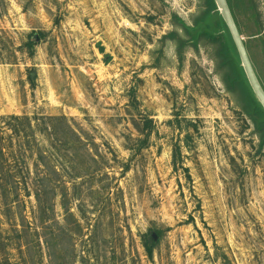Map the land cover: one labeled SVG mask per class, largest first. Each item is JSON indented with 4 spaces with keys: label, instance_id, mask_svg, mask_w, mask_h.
Wrapping results in <instances>:
<instances>
[{
    "label": "rangeland",
    "instance_id": "374dc122",
    "mask_svg": "<svg viewBox=\"0 0 264 264\" xmlns=\"http://www.w3.org/2000/svg\"><path fill=\"white\" fill-rule=\"evenodd\" d=\"M229 1L264 85V0ZM205 10L204 0H0L3 133L12 116L34 129L66 118L82 140L63 124L52 139H13L33 157L20 171L5 163L18 186L6 197L0 186V264H264V144L226 89L217 46L185 31ZM40 151L48 167L37 174ZM43 169L60 185L38 201ZM150 231L161 236L153 258Z\"/></svg>",
    "mask_w": 264,
    "mask_h": 264
},
{
    "label": "trees",
    "instance_id": "16d2710c",
    "mask_svg": "<svg viewBox=\"0 0 264 264\" xmlns=\"http://www.w3.org/2000/svg\"><path fill=\"white\" fill-rule=\"evenodd\" d=\"M204 1H205L206 10L199 18L195 20L194 23L195 28L189 29L186 27L185 31L187 35L191 36L192 38L191 41L193 42L205 40L217 46L216 57H217L219 69L224 71L223 82L226 86V89L231 93H236L237 95H239V97L242 100L244 114L254 122L257 132H259L262 143L264 144V108L252 90V87L249 83V80L242 66L240 55L234 43L231 32L227 24L225 23L215 0H204ZM227 2L229 4L230 10L234 17L238 30L241 34V30L237 18L235 16L233 7L231 6L229 0H227ZM213 22L215 23V26L212 25ZM170 37H172L177 41L179 51L181 53V50L184 48V46L187 43L181 41V39L177 36V34L176 35L172 34L170 35ZM25 46L30 49V55L33 56L35 43L29 41ZM261 85L264 88V85L262 83ZM8 122L10 123V125H12V123L13 124L15 123L13 126H11V128H8L10 134L5 135L3 133L5 131L4 128L0 127V173H1L0 186L2 189L3 197L7 196L8 191L10 189V185L12 183L15 186H18L17 175H13L12 173H10L6 169V165L14 164V168L20 171L22 168H24L21 164L24 163L25 165H27V160L30 157H33L32 155L30 156L27 155L25 150V145L23 143L19 144L18 149L17 147H13V139L25 138L27 134H31L35 136V133L37 131H39L42 135L48 137V139L49 138L52 139V137H56L57 135H59L60 130L58 128V124H63L64 132H66L69 135L71 134L74 138H76V141L82 143V140L80 139V137H78L77 133L69 126L66 118H52V117L47 118L43 120L41 124H38L37 129H34V127H32V121L28 117L22 118L18 116H12L8 118ZM152 123H153L152 120H147L146 129L143 130L139 129V131L145 136V139L142 140L143 141L142 143H144L143 145L145 147L147 146V143L149 141V137L153 125ZM6 139L10 143L9 146H1V143L4 142ZM178 153L179 151H175L174 153L175 165H177L178 156H179ZM45 158L46 157L44 153L40 151L38 153L37 160L35 161L37 174H39V170L41 169L42 166L44 168L48 167ZM5 170H7L8 178H6ZM42 171H43L41 172L42 190L36 192V198L38 201L41 200L42 193L47 192L44 190L45 188L52 187L53 189H55L57 187L56 185H60L59 182H57L56 184L52 183V179L49 178V172L47 173V170L43 169ZM52 171L59 178L60 173L57 172L56 169H53ZM151 232L152 231H150V233H147L143 236V244L146 249L147 255L150 258H153L154 251L156 248V243L153 237L154 233ZM156 234L158 237H161L160 232H156Z\"/></svg>",
    "mask_w": 264,
    "mask_h": 264
},
{
    "label": "water",
    "instance_id": "95a60500",
    "mask_svg": "<svg viewBox=\"0 0 264 264\" xmlns=\"http://www.w3.org/2000/svg\"><path fill=\"white\" fill-rule=\"evenodd\" d=\"M215 2L218 6V9H219L225 23L227 24V26L231 32L234 43H235L237 50L239 52V55H240L242 66H243L244 71L246 73V76L249 80V83L252 87V90L264 108V88L262 87L260 80H259V78L255 72V69L252 65V62L249 58L248 52L246 50V47H245V44L243 41V38H242V36L238 30V27L236 25V22L234 20V17L232 15L231 10H230L229 4H228L227 0H215ZM153 237L155 240H157V238H158L156 233L153 234Z\"/></svg>",
    "mask_w": 264,
    "mask_h": 264
}]
</instances>
